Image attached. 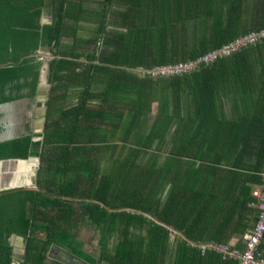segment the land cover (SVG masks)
<instances>
[{
  "label": "trees",
  "instance_id": "obj_1",
  "mask_svg": "<svg viewBox=\"0 0 264 264\" xmlns=\"http://www.w3.org/2000/svg\"><path fill=\"white\" fill-rule=\"evenodd\" d=\"M84 2L0 0V104L33 100L42 63L37 52L53 57L41 132L0 142V160L38 159L37 190L0 192V264L12 263L11 235L23 244L17 264H60L46 258L50 245L87 264H191L201 255L187 241L197 244L224 224L230 193L219 184L222 166L247 167L250 175L259 169L245 166L244 158L264 162L263 119L249 103L251 87L238 77L241 64H255L251 51H264V40L180 75L148 71L264 29V0ZM43 9L51 20L40 25ZM254 9L260 19L239 20ZM81 23L89 24L82 35ZM229 95L239 104L235 120L220 112ZM34 162L18 164L12 185H27ZM101 162L109 164L101 168ZM263 176L247 180L258 186ZM84 224L97 234L96 257L76 246ZM177 232L185 240L171 239ZM262 251L261 241L257 255ZM222 255L212 247L204 254Z\"/></svg>",
  "mask_w": 264,
  "mask_h": 264
},
{
  "label": "crops",
  "instance_id": "obj_2",
  "mask_svg": "<svg viewBox=\"0 0 264 264\" xmlns=\"http://www.w3.org/2000/svg\"><path fill=\"white\" fill-rule=\"evenodd\" d=\"M87 1L88 0H85L83 6L95 7L97 5L96 0H94L96 3L95 6H89L87 4ZM44 15L47 16L46 22H43V20H42V17ZM50 16L51 15L48 13V10L43 9L40 16H39V19H40L39 24L40 25L49 24L50 20H51ZM242 18H246L248 20L246 22L252 23L250 21H256L257 19L261 18V13L258 12L257 16H256L255 9H254L253 13H251V16H249L248 14H245L239 20L244 21V20H242ZM80 25L83 26V28L79 31V34L82 35L83 29H88L89 24L81 23ZM39 51L47 52L45 49H40ZM251 52H252L253 56L255 57V59H254L255 64H252L251 66H248V67L244 63L241 64L238 68V77L244 82L243 83L244 86L249 85L251 87L252 91L249 93V103L252 106H254V104H256L257 108H254L253 112H254L255 116H259L261 114L260 118L263 119V121L261 122L262 124L259 126V128H260V131H263V133H264V51H251ZM47 53L48 54L45 56L42 55V58L44 59V62L46 63V65H47V62L53 58L49 54V52H47ZM49 56H50V58H49ZM187 61H190V60H187ZM250 77H251L252 81H249ZM44 93H46V92H44ZM38 94H39V92H38ZM45 98H46V96L43 98L42 102H40V107L42 109V111L40 113H34V114L28 113V114L24 115V112H22V111L20 112L22 114V116L20 119V124H19L20 129L19 130L23 131L24 132L23 134H26L27 132H29L31 134H38L41 132L42 123H43V113H44L43 104L45 102ZM34 99H35V102H38L37 96L35 98H33V100ZM220 107H221L220 112H221L222 117H224V119H227V120L237 119L238 113H239V104H238L237 99L234 96L229 95L228 97L223 98L220 101ZM255 111H257V112H255ZM262 115H263V117H262ZM28 121L30 122V124L27 123ZM31 125H32V127H31ZM34 125H38L39 128L33 129ZM29 126L31 127V129H29ZM26 127H28V128H26ZM260 131H258V132L261 133ZM23 134H20V135H23ZM39 139L40 138L33 137L31 140L37 141ZM33 158L34 157H31V159H33ZM27 160H30V159H27ZM34 160H35V162L30 165V168H34V173L32 172L33 176L30 178V182H29V178H28L29 175L25 178V181L28 180L30 185H33L35 187V185H34L35 184L34 183L35 182V171H36L37 166H38V159L35 158ZM243 161L245 163V166L257 167L259 170H256V171L252 170V172H250V175H247V169H249L247 167L233 169V168H228L226 166H222V171H221L220 176H219L220 177L219 184L221 187L227 188L229 190V193H230L228 196V200L226 202V207L224 209L226 211V214L224 216V219L219 221V222H222L224 224L221 227V232L219 231L220 227L219 228L216 227L214 229H208L205 234H201L200 238L202 240L199 241L197 244H194V242H192L190 240L187 241L188 243L191 244V246H197L199 248V252H200L199 255H201L200 257L194 258L193 260H190L187 263H191V264H238V261L236 259L229 257L226 254H223L222 252L221 253L223 255L220 256L219 258H215V259H209V257H205L204 254L208 248H211L210 246L224 247V248L228 249V251H240L242 248L243 236L248 231H250L249 229L252 228V226H253V224L250 223L251 227L249 228L246 223H247V217L249 216V211H251V209H253L255 212L252 214V217L256 215L255 209L252 208V204H254L256 201L251 196V190L257 184H255L254 182H249L247 179H249L248 177H253V174H256V173L263 174L264 173V162L261 160V158L259 156H254L251 159L250 158L249 159L244 158ZM108 164H109V162H101L100 167L102 168ZM258 171H260V172H258ZM231 178H235V179H231ZM230 180L233 181L231 183V185H230ZM29 183L26 182L27 185ZM245 187L250 188L246 195H244ZM36 190H37V188H36ZM240 193L244 197H242V195ZM204 197L206 199L209 198L208 192L204 193L203 198ZM219 203H220V201H217V204H219ZM225 217H226V219H225ZM209 222L210 221H206V224L204 225V227H208ZM201 229L202 228L198 227L197 229H194V231H199ZM174 235L180 237L182 240H185V238L179 232L173 233V235L170 236L171 239L174 237ZM210 236L216 237L217 242L212 243V242H210L211 241L210 239H206L207 237H210ZM197 238H199V237H197ZM257 256L259 259H262L264 261V251L259 253V255H257ZM48 260H50V259H48ZM168 263H169V261L167 260L165 264H168Z\"/></svg>",
  "mask_w": 264,
  "mask_h": 264
},
{
  "label": "built area",
  "instance_id": "obj_3",
  "mask_svg": "<svg viewBox=\"0 0 264 264\" xmlns=\"http://www.w3.org/2000/svg\"><path fill=\"white\" fill-rule=\"evenodd\" d=\"M264 40V29L259 31H252L243 36L234 38L232 41L222 45L221 47L209 51L202 56L173 65L159 66L152 68L148 73L151 75L155 72V75H180L192 71L199 64H208L215 61L217 58L224 57L233 53L249 44H253L256 41ZM251 196L255 199V203L252 204V208L256 211V220L250 229L242 238V248L240 251H228L224 247H212L213 250L222 252L229 257H232L238 261V264H264L262 259H259L256 253L258 245L261 241L264 242V176L263 183L255 186L251 190Z\"/></svg>",
  "mask_w": 264,
  "mask_h": 264
},
{
  "label": "water",
  "instance_id": "obj_4",
  "mask_svg": "<svg viewBox=\"0 0 264 264\" xmlns=\"http://www.w3.org/2000/svg\"><path fill=\"white\" fill-rule=\"evenodd\" d=\"M47 73H48V67L46 63L42 61L38 72L37 90L40 87L47 86L46 85ZM26 103H27V99H19V100H14L11 102L0 104V142L14 139L18 137L20 134L24 133L23 131L19 130L20 129L19 124L22 116L20 112L24 108ZM27 159H31V157H28ZM27 159L0 160V164L9 163L11 167L10 169H7L5 171L4 170L0 171V192L13 190V189L36 190V188L33 185H30V183L27 186L10 185V182H13V184H15L18 179V178H14V179L11 178L12 174L16 172V168L13 166L17 165L18 163L27 161ZM11 237L14 236L11 235L9 238ZM46 258L58 262L60 264H87L78 257L68 253L67 251L59 247H56L55 245H50L49 249L46 252Z\"/></svg>",
  "mask_w": 264,
  "mask_h": 264
},
{
  "label": "rangeland",
  "instance_id": "obj_5",
  "mask_svg": "<svg viewBox=\"0 0 264 264\" xmlns=\"http://www.w3.org/2000/svg\"><path fill=\"white\" fill-rule=\"evenodd\" d=\"M87 4L89 6H95L96 3L94 0H88L87 1ZM47 16H43L42 17V20L43 22H46L47 21ZM48 53L47 52H44V51H39L37 52V56L38 58L41 60H43L44 62V59L42 58V55H47ZM41 60V61H42ZM150 74V73H148ZM152 76H156L155 75V72L152 74ZM46 89H47V86H44V87H40L38 88V92H39V95L37 96V101L38 102H35V99L34 100H27V104L24 106V108L21 110L22 112H24V115L26 114H34V113H40L42 111L41 107H40V102H42L43 98L45 97V93L46 92ZM41 109V110H40ZM154 113H155V105L152 104L151 105V108H150V115L148 117V119L146 120V125H149L151 123V120L154 116ZM27 119V118H26ZM27 123L30 124V122L28 121ZM32 127V125H31ZM31 127L29 126V129H31ZM28 128V127H26ZM39 126L38 125H34L33 129H38ZM33 161H35L33 159ZM27 162V161H25ZM23 163V162H21ZM19 164V163H18ZM15 165L13 167H17L18 166ZM0 168L1 170L0 171H5L7 169H10V164L9 163H1L0 164ZM30 168H28L27 170L30 171V174H29V182H30V178L33 176L32 175V172L34 173V168L32 170H29ZM15 170V169H13ZM17 170V168H16ZM16 173V172H15ZM14 174H12V177H13ZM11 177V178H12ZM10 185H12V182H10ZM19 186V185H18ZM75 243H76V246L83 252L87 253L88 255L90 256H93V257H96L97 256V250H98V247H97V244H96V241H97V234L95 233V231L93 230V227L90 226L89 224H84L83 226H81L78 231L75 233ZM11 247H12V263L11 264H17V262L19 261V257L21 256L22 254V250H23V244H22V240L18 237H11L8 239Z\"/></svg>",
  "mask_w": 264,
  "mask_h": 264
},
{
  "label": "flooded vegetation",
  "instance_id": "obj_6",
  "mask_svg": "<svg viewBox=\"0 0 264 264\" xmlns=\"http://www.w3.org/2000/svg\"><path fill=\"white\" fill-rule=\"evenodd\" d=\"M42 75H43V73H42ZM38 95H39V94H38V90H37V95H36V96H38ZM36 96H35V97H36ZM35 97H34V98H35Z\"/></svg>",
  "mask_w": 264,
  "mask_h": 264
},
{
  "label": "bare ground",
  "instance_id": "obj_7",
  "mask_svg": "<svg viewBox=\"0 0 264 264\" xmlns=\"http://www.w3.org/2000/svg\"><path fill=\"white\" fill-rule=\"evenodd\" d=\"M30 160H32V159H30ZM27 161H28V160H27ZM26 182L29 183L28 180H27Z\"/></svg>",
  "mask_w": 264,
  "mask_h": 264
}]
</instances>
